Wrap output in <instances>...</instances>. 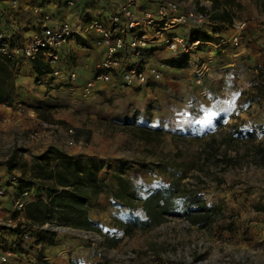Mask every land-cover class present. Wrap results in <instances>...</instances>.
Returning <instances> with one entry per match:
<instances>
[{
	"label": "rangeland",
	"instance_id": "1",
	"mask_svg": "<svg viewBox=\"0 0 264 264\" xmlns=\"http://www.w3.org/2000/svg\"><path fill=\"white\" fill-rule=\"evenodd\" d=\"M180 1L199 8L203 3L213 11L211 0ZM220 2L217 9H227L231 24L173 31L188 34V41L195 36L203 39L192 54L194 63L200 61L206 66L201 83L194 82L195 65L186 63L167 70L158 82L132 88L108 86L84 98L69 85L59 88L46 83L44 90L36 81L32 64L21 57L12 60L11 105L0 103V178L16 176L19 189L13 194L26 188L44 196L41 185L32 180L29 166L33 156L54 144L32 141L29 134L39 128V121L46 120L74 129L76 145H57L60 150L100 161V174L107 179L112 172L123 174L138 197L169 186L181 190L185 185L198 192L208 206L218 209L205 227L191 224L183 215H166L160 223L125 233L117 227L118 222L141 226L140 222L147 219L141 202L136 200V208L130 209L106 193L102 203L96 200L89 206L87 217L94 223L92 229L60 225L56 217L42 224L73 229L55 230L52 244L37 243L41 250L43 244L51 245L46 254L52 261L264 264V111L260 108L264 43L258 44L264 39V0ZM235 21L244 22L237 44L229 38ZM205 39L221 44L214 46ZM152 48L157 58L166 52ZM6 106L14 112L8 115ZM134 124L159 128L162 133L158 140L146 142L131 128ZM12 193L3 198L6 204ZM10 214L27 219L24 212ZM18 224L9 238L3 236L9 232L0 225V242L13 244L20 264H49L48 259L35 255L40 253L38 248L32 250L37 231L30 239L19 237L21 226L26 228L29 223ZM63 249L69 253L53 257Z\"/></svg>",
	"mask_w": 264,
	"mask_h": 264
},
{
	"label": "built area",
	"instance_id": "2",
	"mask_svg": "<svg viewBox=\"0 0 264 264\" xmlns=\"http://www.w3.org/2000/svg\"><path fill=\"white\" fill-rule=\"evenodd\" d=\"M16 2L12 0L13 5ZM75 3L74 0L67 2L68 5ZM202 5L203 3L200 5L202 8H199L194 4H184L180 0H123L112 8L106 17L82 15V19L77 18L75 22H71L58 20L53 13L43 10L38 4L33 8L36 14L35 25L24 40L18 41L13 33L8 34L4 29L0 30V57L11 60L21 57L27 60L33 69H36V81L45 87L44 90L46 83L59 88L69 85L73 89L72 84L77 79V73L67 72L64 68L56 66L61 48L77 36L94 33L92 41L101 49V58L92 66L91 75L76 86L81 97H91L108 86L132 88L158 82L167 70L177 68L178 61L193 63L196 75L194 82L201 83L206 66L200 61L194 63L195 56L192 54L204 41H188V34L183 36L173 31L210 25L213 22L212 11ZM233 26L234 32L229 38L237 44L240 37L238 33L244 22L235 21ZM152 46H157L154 51H166L164 56L157 58L152 53ZM37 61L43 62L40 68L35 65ZM260 108L264 111V96ZM29 136L32 141L52 143L56 147L76 145L73 128L52 124L46 120L39 121V128L33 130ZM16 189H19V182L15 175L0 178V225L9 232L3 236L9 238L11 230L17 228L19 222L27 221L29 225L26 228L21 226L18 236L30 239L31 234L38 230V225L25 220L23 216L13 217L10 213L24 212L27 204L39 198L48 200L45 196L36 195L26 188L13 194ZM8 192H11L12 196L6 204L3 198ZM8 202L10 206L7 207ZM40 227L47 228L46 225ZM48 229L54 230L50 227ZM64 253L67 255L69 252L63 249L57 252L56 256H62ZM13 255H16L13 244L0 242V264H7ZM41 257L47 259L46 256Z\"/></svg>",
	"mask_w": 264,
	"mask_h": 264
},
{
	"label": "trees",
	"instance_id": "3",
	"mask_svg": "<svg viewBox=\"0 0 264 264\" xmlns=\"http://www.w3.org/2000/svg\"><path fill=\"white\" fill-rule=\"evenodd\" d=\"M211 1L213 5L211 19L231 24L232 16L227 9L223 7L217 9L221 4L220 0ZM195 37L199 38V36ZM207 37L212 39L210 36ZM11 63V59L0 57V103L8 105H11L14 92V78L9 69ZM177 63L178 66L186 64L184 61ZM36 64L42 66L43 62L37 61ZM131 128L146 142L158 140L162 133L159 128H149L140 124H134ZM6 163L9 164L10 161ZM29 167L32 180L41 185L45 199L48 200L39 198L27 204L24 210L28 221L39 227L36 243L40 241L54 243L57 232L40 226L55 217L60 225L92 229L94 223L87 217L89 206L101 194L106 193L130 209L136 208V200L141 202L142 211L147 219L140 222L141 226L132 225L128 221L118 222L117 227L122 228L125 233H130L134 227L143 228L152 223H160L166 215H183L191 224L205 227L214 220V215L218 211L216 206H208L198 192L186 188L185 185L181 190L169 186L150 192L145 198L138 197L123 174L112 172L110 179H107V176L100 174V161L84 158L80 154L70 155L54 145L48 146L41 154L33 156ZM179 207L182 210L178 211Z\"/></svg>",
	"mask_w": 264,
	"mask_h": 264
},
{
	"label": "crops",
	"instance_id": "4",
	"mask_svg": "<svg viewBox=\"0 0 264 264\" xmlns=\"http://www.w3.org/2000/svg\"><path fill=\"white\" fill-rule=\"evenodd\" d=\"M16 1V4L13 5L12 0H0V30L4 29L8 34L13 33L14 36H16V39L18 41H21L27 37V34L29 35L32 26L35 25L34 20L36 14L33 11L35 5L40 4L43 10L53 13L58 20H68L71 22H75L77 18L82 19V15H92L97 16L98 18L106 17L109 11L120 4L123 0H74L76 2L74 5H68V0ZM214 23L216 24L224 22L213 21L210 25ZM11 24L13 25V27H11ZM210 25L207 26L211 27ZM94 37V33H88L82 37L77 36L73 39L72 42L64 45L61 48L60 59L56 66L64 68L67 72L75 71L77 73V79L72 84L73 90H77L76 86H79L86 77L91 75L92 66L97 60H99V58H101V49L98 48V46H96L92 41ZM222 37L226 36L223 35ZM227 39H223V42H228ZM261 43H264V39L263 42H258V44ZM245 48L248 47L245 46ZM221 49L223 50L224 47H222ZM231 64L234 65L235 62H231ZM35 65L37 68L41 67L37 66V64ZM42 88L44 89L45 87L42 86ZM70 88L72 89L71 86ZM68 153L72 154L71 151ZM102 197H105L104 199H107V194H101L97 199L98 203L103 202ZM50 247L51 245L46 246L43 244L41 250L35 242L32 250L38 248L40 253L35 254L36 256H46L49 264H58L59 262H57V260H51V255L46 254V252L49 251ZM59 251L61 250H58L57 252ZM56 254H54L53 257H56ZM20 262V257H18L17 255H13L10 257L7 264H20Z\"/></svg>",
	"mask_w": 264,
	"mask_h": 264
},
{
	"label": "water",
	"instance_id": "5",
	"mask_svg": "<svg viewBox=\"0 0 264 264\" xmlns=\"http://www.w3.org/2000/svg\"><path fill=\"white\" fill-rule=\"evenodd\" d=\"M52 228L54 230H58V231H66V230H73V229H70L69 227H66V226H58L56 224H53L52 225ZM78 232H82L81 230H77Z\"/></svg>",
	"mask_w": 264,
	"mask_h": 264
},
{
	"label": "bare ground",
	"instance_id": "6",
	"mask_svg": "<svg viewBox=\"0 0 264 264\" xmlns=\"http://www.w3.org/2000/svg\"><path fill=\"white\" fill-rule=\"evenodd\" d=\"M208 43H210V44H212V45H214V46H218L219 44L218 43H216L215 41H212V40H208L207 41ZM6 109V113L9 115V114H12L14 111L12 110V108L11 107H9V106H6L5 107ZM30 113H31V111H30Z\"/></svg>",
	"mask_w": 264,
	"mask_h": 264
}]
</instances>
